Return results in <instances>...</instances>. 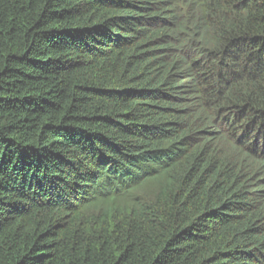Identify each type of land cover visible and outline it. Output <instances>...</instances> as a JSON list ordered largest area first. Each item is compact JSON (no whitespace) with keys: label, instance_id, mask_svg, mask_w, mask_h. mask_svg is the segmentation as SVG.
<instances>
[{"label":"trees","instance_id":"obj_1","mask_svg":"<svg viewBox=\"0 0 264 264\" xmlns=\"http://www.w3.org/2000/svg\"><path fill=\"white\" fill-rule=\"evenodd\" d=\"M0 264H264V0H0Z\"/></svg>","mask_w":264,"mask_h":264}]
</instances>
